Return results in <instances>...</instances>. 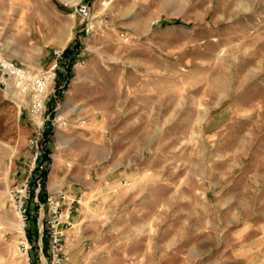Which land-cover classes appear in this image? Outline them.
Instances as JSON below:
<instances>
[{
    "label": "rangeland",
    "instance_id": "1",
    "mask_svg": "<svg viewBox=\"0 0 264 264\" xmlns=\"http://www.w3.org/2000/svg\"><path fill=\"white\" fill-rule=\"evenodd\" d=\"M80 1L0 0L6 55L43 70L63 51L48 90L45 169L32 171L29 100L0 84V264H209L184 253L202 191H220L233 174L238 208L205 218L231 219L241 233L264 221V0H86L89 20ZM128 154L144 162L140 183L107 185L103 159ZM58 161L67 176L53 173ZM27 178L24 221L17 189ZM59 192L67 199L56 251L49 196Z\"/></svg>",
    "mask_w": 264,
    "mask_h": 264
},
{
    "label": "crops",
    "instance_id": "2",
    "mask_svg": "<svg viewBox=\"0 0 264 264\" xmlns=\"http://www.w3.org/2000/svg\"><path fill=\"white\" fill-rule=\"evenodd\" d=\"M105 141H107L105 142V147L111 152L109 157L112 158L113 144L110 140ZM58 144L61 146L66 144L77 146L75 140L66 139L65 137H60ZM134 149H140L141 151L144 150L143 144H141L140 147H137L136 145L135 148H132V150ZM88 152L76 150L74 152V157H80L83 154L87 157ZM103 160L105 169L103 172L105 175V183L107 185H110L115 189H123L132 185L136 186L140 183V179L143 177L141 172L144 162L139 156L130 157L128 154L126 159L118 158L115 161L113 160L114 162L111 159L109 160L108 157H105ZM109 161L110 164H108ZM119 163V167L116 168ZM54 166V174L68 175L69 172L65 164L63 165L58 161ZM76 167L79 169L78 173L74 176L73 184H75L74 186L76 188L78 187V192H81V188L86 181L82 174L87 170L83 165ZM224 180L228 185H224L220 191H210L207 189L206 191L201 192V203L199 204L200 212H198L201 215V223H191L185 226L186 235L184 253L187 256L205 258L209 264H264V221L254 224V226H251L246 230L247 232L241 233L243 228L241 226L234 228V221L231 219H228V224L224 227L220 225H212L210 218H205V215L214 214L215 211L229 214L230 212L232 213L231 210L234 211V209L238 208L241 191L236 183L239 182V179L233 174H227L223 176V181ZM65 187L66 183H63V188ZM116 197V195H112L111 201ZM195 205L198 204L195 203ZM254 205L256 206V201ZM196 209L197 207L191 205V214H196L198 211ZM121 210L124 212L123 207ZM123 226L126 227L127 225L124 224ZM188 232H190V234H188ZM242 237L246 238L247 241L243 243L240 242Z\"/></svg>",
    "mask_w": 264,
    "mask_h": 264
},
{
    "label": "built area",
    "instance_id": "3",
    "mask_svg": "<svg viewBox=\"0 0 264 264\" xmlns=\"http://www.w3.org/2000/svg\"><path fill=\"white\" fill-rule=\"evenodd\" d=\"M78 11L84 19H90L91 5L89 1L81 0L78 5ZM87 32L91 31L89 23L86 24ZM63 51H55V58L51 66L47 69L36 70L24 62L12 58L4 52L3 43L0 40V84L8 86L11 84L18 92L23 94L29 103L24 106L27 120L33 128V134L30 137V145L35 150L32 171L45 169L42 154L47 146V122L50 115L46 116L47 102L50 97L49 87L57 78L61 67ZM56 96V95H55ZM26 102V101H25ZM24 105V100H22ZM30 178H27L17 189L19 198L18 211L26 221L29 218V209L27 200L31 197ZM67 199L64 192H59L58 196H49V200L56 202L54 210L51 212L49 220V232L51 243L54 250H60L63 240V232L61 230L62 211L60 205L63 200ZM40 202L39 200H37ZM71 208L68 217L71 214Z\"/></svg>",
    "mask_w": 264,
    "mask_h": 264
},
{
    "label": "trees",
    "instance_id": "4",
    "mask_svg": "<svg viewBox=\"0 0 264 264\" xmlns=\"http://www.w3.org/2000/svg\"><path fill=\"white\" fill-rule=\"evenodd\" d=\"M69 51H70V48H67V49L65 50V52H69ZM46 176H47V173L44 174V177H46ZM40 186H41V192H40V196H39V198L42 197V192H43V190L45 189V185L41 184ZM40 199H41V198H40Z\"/></svg>",
    "mask_w": 264,
    "mask_h": 264
},
{
    "label": "bare ground",
    "instance_id": "5",
    "mask_svg": "<svg viewBox=\"0 0 264 264\" xmlns=\"http://www.w3.org/2000/svg\"><path fill=\"white\" fill-rule=\"evenodd\" d=\"M68 1H69V0H68ZM20 229L22 230V229H23V226H21Z\"/></svg>",
    "mask_w": 264,
    "mask_h": 264
}]
</instances>
